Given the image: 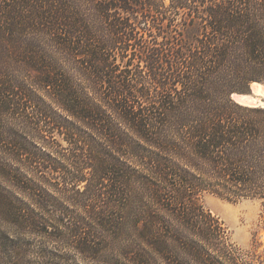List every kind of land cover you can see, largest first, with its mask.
Instances as JSON below:
<instances>
[{
	"label": "trees",
	"instance_id": "1",
	"mask_svg": "<svg viewBox=\"0 0 264 264\" xmlns=\"http://www.w3.org/2000/svg\"><path fill=\"white\" fill-rule=\"evenodd\" d=\"M252 81L264 0H0L2 264H254L203 204L264 206Z\"/></svg>",
	"mask_w": 264,
	"mask_h": 264
},
{
	"label": "rangeland",
	"instance_id": "2",
	"mask_svg": "<svg viewBox=\"0 0 264 264\" xmlns=\"http://www.w3.org/2000/svg\"><path fill=\"white\" fill-rule=\"evenodd\" d=\"M203 204L223 221L233 242L255 254L254 264H264V206L260 200L241 199L232 202L206 194ZM40 241L39 238L31 241L33 253L25 259L28 264H39L35 251ZM3 250L0 247V264L3 259L6 260Z\"/></svg>",
	"mask_w": 264,
	"mask_h": 264
},
{
	"label": "water",
	"instance_id": "3",
	"mask_svg": "<svg viewBox=\"0 0 264 264\" xmlns=\"http://www.w3.org/2000/svg\"><path fill=\"white\" fill-rule=\"evenodd\" d=\"M253 84H262L263 81H252L249 85V88L245 92H234L231 94V98L245 106L252 107H264V94L257 91V89L253 86Z\"/></svg>",
	"mask_w": 264,
	"mask_h": 264
},
{
	"label": "bare ground",
	"instance_id": "4",
	"mask_svg": "<svg viewBox=\"0 0 264 264\" xmlns=\"http://www.w3.org/2000/svg\"><path fill=\"white\" fill-rule=\"evenodd\" d=\"M253 86L259 91L260 93L264 94V85L262 84H253Z\"/></svg>",
	"mask_w": 264,
	"mask_h": 264
}]
</instances>
